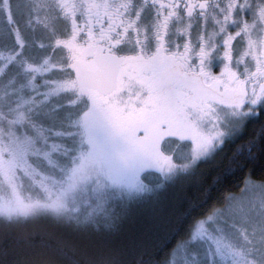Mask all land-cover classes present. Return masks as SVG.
I'll return each instance as SVG.
<instances>
[{
    "label": "snow or ice",
    "instance_id": "6c2138e0",
    "mask_svg": "<svg viewBox=\"0 0 264 264\" xmlns=\"http://www.w3.org/2000/svg\"><path fill=\"white\" fill-rule=\"evenodd\" d=\"M0 8V264H122L90 256L88 237L118 230L119 189L137 187L115 161L164 134V173L230 144L239 193L186 192L134 264H264V0Z\"/></svg>",
    "mask_w": 264,
    "mask_h": 264
},
{
    "label": "trees",
    "instance_id": "16d2710c",
    "mask_svg": "<svg viewBox=\"0 0 264 264\" xmlns=\"http://www.w3.org/2000/svg\"><path fill=\"white\" fill-rule=\"evenodd\" d=\"M229 151L230 144H226L215 156L199 160L188 171L180 170L165 177V173L156 165H148L154 163L153 160H142L140 163L139 158L135 160L131 170L124 171L127 174L124 178L131 176L136 180L137 187L122 186L119 189L122 195L116 201L115 212L123 214L122 223L118 225V230L106 229L101 223V231L93 232L88 237V254L103 261L114 253L122 264H134L141 250L171 230L176 221V209L182 206L186 192L209 188L213 197L224 192L238 193L236 182L240 177L223 167ZM254 168V179H260L259 164L254 165ZM150 173L160 174L164 179L162 183L158 181L160 184L157 182L159 185L151 191L148 190V184L155 182L146 179ZM17 252L16 249L12 250V254ZM22 254L31 255L30 252Z\"/></svg>",
    "mask_w": 264,
    "mask_h": 264
},
{
    "label": "rangeland",
    "instance_id": "374dc122",
    "mask_svg": "<svg viewBox=\"0 0 264 264\" xmlns=\"http://www.w3.org/2000/svg\"><path fill=\"white\" fill-rule=\"evenodd\" d=\"M2 12V10H1ZM4 23L3 20L0 19V25H2ZM164 125L161 124V128H163ZM142 129L141 130H138V134H142ZM101 136L103 137V132L101 133ZM174 145H175V141L174 139L167 135V134H164L160 137V143L159 145H157L155 143V140L154 139H150L149 141L146 142L145 146L144 147H140L138 148L133 154H129L127 156H125L124 158L122 159H117L115 161V163L119 166V164H121L119 167L123 170V171H130L131 170V167L134 165V162L135 160H138L139 158V163L142 161V162H150L152 161V153L156 151V148L157 146L161 147L162 149L166 150V151H171L174 149ZM115 147L116 146H110V150H115ZM175 151L177 152V154H179L181 151H182V148L180 147H177L175 148ZM147 159V160H145ZM148 165H155V163H150ZM135 169V168H134ZM180 171L179 169H177L176 172ZM134 172V170H132V173ZM175 172V173H176ZM174 173V174H175ZM167 174H170V173H165L163 174V176L165 177ZM106 179V178H105ZM149 181H151L150 179H153L155 181L152 180V182H155V183H149L148 184V190L151 191V190H154L156 189L157 185H159L160 183H162L161 181L164 180L163 177H161L160 174L157 175H154L152 173L148 174L147 178ZM160 181V183L158 182ZM157 182L159 184H157ZM239 193V192H238ZM237 193V194H238Z\"/></svg>",
    "mask_w": 264,
    "mask_h": 264
},
{
    "label": "flooded vegetation",
    "instance_id": "af4514ba",
    "mask_svg": "<svg viewBox=\"0 0 264 264\" xmlns=\"http://www.w3.org/2000/svg\"><path fill=\"white\" fill-rule=\"evenodd\" d=\"M3 0H0V4H2ZM13 2V10H14V0H12ZM2 10V12H1ZM6 13L4 12V10L2 8H0V19L4 21L3 19V16L5 15Z\"/></svg>",
    "mask_w": 264,
    "mask_h": 264
}]
</instances>
